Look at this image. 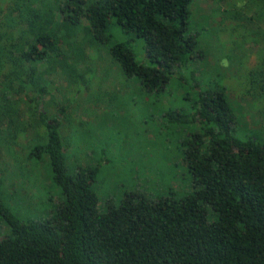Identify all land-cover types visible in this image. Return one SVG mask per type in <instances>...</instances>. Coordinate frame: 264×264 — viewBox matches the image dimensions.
Returning <instances> with one entry per match:
<instances>
[{
	"label": "trees",
	"instance_id": "obj_1",
	"mask_svg": "<svg viewBox=\"0 0 264 264\" xmlns=\"http://www.w3.org/2000/svg\"><path fill=\"white\" fill-rule=\"evenodd\" d=\"M194 1L0 0V147L18 146L35 130L28 157H46L59 189L45 200L54 204L48 217L22 220L5 204L0 180L7 228L0 264H264V137L244 126L238 134L223 80L205 73L206 50L187 36ZM220 1L239 6L223 12L227 25L244 21L249 34L246 25L264 21V0ZM110 25L136 45L114 38ZM90 44L95 56L107 47L122 74L152 98L173 99L169 93L179 86L175 107L189 102L188 113H165L162 121L185 135L179 153L192 192L156 199L131 192L101 213L97 167L68 173L61 134L67 104L55 102L50 77L59 72L72 87L77 66L91 58ZM260 56L246 74V92L263 126L264 46Z\"/></svg>",
	"mask_w": 264,
	"mask_h": 264
},
{
	"label": "rangeland",
	"instance_id": "obj_2",
	"mask_svg": "<svg viewBox=\"0 0 264 264\" xmlns=\"http://www.w3.org/2000/svg\"><path fill=\"white\" fill-rule=\"evenodd\" d=\"M229 4L230 1L195 0L190 7L187 36H195L206 50L205 73L215 77L216 81L223 80L228 99L239 118L238 134L242 136L245 127L249 129L248 133L264 137V124H258L261 119L252 105V92H246L251 87L247 72L263 61L260 50L264 46V21L259 25H246L249 34L245 32L244 21L227 25L229 18L224 21L223 12H233L239 7L233 8ZM109 30L114 38L136 45L134 36L121 34L118 27L110 25ZM94 47V44L88 46L87 54L91 58L77 66L72 87L59 72L50 77L54 83L55 102L67 104L61 134L68 173L73 174L79 168L97 167L93 190L101 213L111 206H118L131 192L155 199L169 195L170 191L177 198L192 192L191 175L179 153L180 141L185 135L180 127L174 128L162 121L165 113H188L189 102L177 101L175 107L179 86L169 93L173 99L152 98L141 89L138 80L122 74L119 63L107 54V47H103L97 56ZM138 53H141L140 46L138 52L136 50L137 56ZM71 67L74 73L75 67ZM28 88L34 90L32 85ZM47 99L49 97L44 101ZM21 110L22 117L26 118V113L23 115ZM53 111L51 108L50 114ZM34 137L35 130H29L18 146L0 147L4 201L22 220L48 217L47 210L54 204L51 201L45 204V200L56 192L59 194L50 179L46 157H28L27 141ZM15 192L22 197L18 198ZM6 231V225L0 219V233Z\"/></svg>",
	"mask_w": 264,
	"mask_h": 264
},
{
	"label": "crops",
	"instance_id": "obj_3",
	"mask_svg": "<svg viewBox=\"0 0 264 264\" xmlns=\"http://www.w3.org/2000/svg\"><path fill=\"white\" fill-rule=\"evenodd\" d=\"M65 150H66V148H65Z\"/></svg>",
	"mask_w": 264,
	"mask_h": 264
}]
</instances>
